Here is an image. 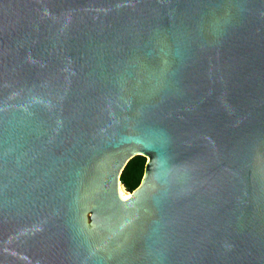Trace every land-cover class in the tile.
<instances>
[{
    "label": "water",
    "instance_id": "water-1",
    "mask_svg": "<svg viewBox=\"0 0 264 264\" xmlns=\"http://www.w3.org/2000/svg\"><path fill=\"white\" fill-rule=\"evenodd\" d=\"M0 264H264V0H0Z\"/></svg>",
    "mask_w": 264,
    "mask_h": 264
},
{
    "label": "trees",
    "instance_id": "trees-1",
    "mask_svg": "<svg viewBox=\"0 0 264 264\" xmlns=\"http://www.w3.org/2000/svg\"><path fill=\"white\" fill-rule=\"evenodd\" d=\"M146 161L145 157L136 156L126 165L121 175V182L127 191L132 192L140 185Z\"/></svg>",
    "mask_w": 264,
    "mask_h": 264
},
{
    "label": "bare ground",
    "instance_id": "bare-ground-1",
    "mask_svg": "<svg viewBox=\"0 0 264 264\" xmlns=\"http://www.w3.org/2000/svg\"><path fill=\"white\" fill-rule=\"evenodd\" d=\"M121 195L123 196V198H127L128 197V193L124 192L123 190H121Z\"/></svg>",
    "mask_w": 264,
    "mask_h": 264
},
{
    "label": "rangeland",
    "instance_id": "rangeland-1",
    "mask_svg": "<svg viewBox=\"0 0 264 264\" xmlns=\"http://www.w3.org/2000/svg\"><path fill=\"white\" fill-rule=\"evenodd\" d=\"M122 190H123L124 192H129V191H127V190H126V188H125V187H123V188H122Z\"/></svg>",
    "mask_w": 264,
    "mask_h": 264
}]
</instances>
